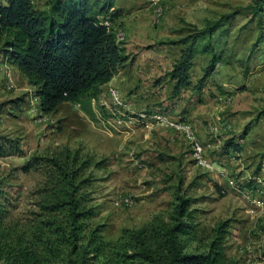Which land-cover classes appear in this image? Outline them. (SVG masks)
Returning <instances> with one entry per match:
<instances>
[{
    "label": "rangeland",
    "instance_id": "rangeland-1",
    "mask_svg": "<svg viewBox=\"0 0 264 264\" xmlns=\"http://www.w3.org/2000/svg\"><path fill=\"white\" fill-rule=\"evenodd\" d=\"M34 1L37 9L45 11L53 0ZM118 5L128 6V71H132L136 86L140 85L138 104L190 124L202 142L210 145L208 158L224 166L228 175L244 186V179L254 177L264 167V1L161 0L164 13L159 21L157 7L149 0H118ZM218 21H223L226 31L215 32L210 50L204 51L207 38L198 39L190 85L176 94V82L170 73L187 48L183 41ZM148 64L155 65L150 75L145 74ZM9 66L2 71V102L17 86L27 88ZM7 67L13 73L12 90L7 88ZM155 81L163 88L155 91L151 86ZM31 94L22 96L29 101L21 109L10 101L4 105L0 102V134L21 139L25 152L23 157L0 158L1 187L13 218L30 215L35 209L36 191L44 182L42 170L24 172L27 161L69 149L91 158L94 164L103 163L101 169L90 170L94 180L90 189L99 208L97 221L105 225V240L115 241L125 229H140L157 217L168 219L179 192L197 201L194 208L199 210V220L207 230L229 222L227 255L232 260L264 264V225L255 224L243 212L245 201L251 202L235 191L236 186L226 176L198 167L182 140L177 138L178 144L183 143L184 154L170 147L163 150L155 145L147 149L128 145L124 142L127 133L114 128L115 122L106 113L99 110L103 115L100 119L107 121L104 128L99 117L92 121L73 103L62 104L56 114L37 122ZM224 95L233 98L230 105H220L218 98ZM153 99L158 101L156 105ZM128 101L138 111L135 103ZM218 117L231 129L215 137L211 128L218 124ZM140 131L147 129L137 125L131 133ZM231 139L243 146L241 156L224 154L223 147ZM128 197L134 201L132 207L117 206ZM249 213L255 214L251 209Z\"/></svg>",
    "mask_w": 264,
    "mask_h": 264
},
{
    "label": "trees",
    "instance_id": "trees-1",
    "mask_svg": "<svg viewBox=\"0 0 264 264\" xmlns=\"http://www.w3.org/2000/svg\"><path fill=\"white\" fill-rule=\"evenodd\" d=\"M113 8L114 0H53L40 11L32 0H0V57L26 77L42 114L73 103L91 115L92 99L129 61L104 25L108 17L119 18ZM223 21L183 41L187 48L170 73L176 94L190 85L196 42L207 38L204 51L212 49L215 32L226 31ZM25 102L11 104L21 109ZM242 151L234 140L223 147L226 155ZM24 154L21 139L0 134V158ZM102 165L69 149L28 160L24 172L40 169L44 182L35 209L22 219L12 217L0 182V264H239L227 255L229 222L207 230L194 208L197 201L179 192L168 219L157 217L105 240L90 189V170Z\"/></svg>",
    "mask_w": 264,
    "mask_h": 264
},
{
    "label": "built area",
    "instance_id": "built-area-1",
    "mask_svg": "<svg viewBox=\"0 0 264 264\" xmlns=\"http://www.w3.org/2000/svg\"><path fill=\"white\" fill-rule=\"evenodd\" d=\"M33 4L35 1L32 0ZM149 2L156 6L155 12L157 13V21H159L160 17L163 15L164 10L161 8V0H149ZM104 25L112 31L115 35V39L117 44L123 45L126 41V33L125 31L116 26V24L111 21L108 17L104 21ZM9 66V65H8ZM10 67V66H9ZM7 67L5 70V75L7 78V88L8 90H12L15 88L14 81H13V73L10 70L11 68ZM32 97V112L35 113V117L38 119L37 122H42L46 115L42 114L39 109V100L36 98L33 93L31 94ZM103 96L110 97L111 101L113 102V107L110 108V113L112 118L115 120L114 128H117L122 131V133H131L134 132L135 127L140 125L147 129V131L152 132L157 129H170L177 133H180L183 136L188 148L191 151L192 159L195 161V164L204 169L208 173H218L221 176H226L228 173L225 168H222L217 163L211 161L208 158V147L204 142L198 137L196 131L193 127L184 121L174 120L170 118L166 114H161L158 112H151L149 110H140L136 111L133 105L128 101V97H124L121 90L114 86H109L106 91L103 93ZM220 105L227 106L233 102V98L229 95H224L218 98ZM80 107V105H78ZM81 108V107H80ZM102 116L99 117V121H103V127H106L105 120L100 119ZM218 124L211 128V133L215 137H218L222 134V132H226L231 129V125L224 121L222 118L218 117ZM231 185H235L234 181H231ZM237 187V186H236ZM243 196L250 201L255 207L264 210V201L260 198L255 197L254 193L250 189H244L242 192ZM125 206V207H132L134 205V201L131 198H124L122 199L121 203L117 204V206Z\"/></svg>",
    "mask_w": 264,
    "mask_h": 264
},
{
    "label": "crops",
    "instance_id": "crops-1",
    "mask_svg": "<svg viewBox=\"0 0 264 264\" xmlns=\"http://www.w3.org/2000/svg\"><path fill=\"white\" fill-rule=\"evenodd\" d=\"M112 10H116V11L121 12L119 18L117 20H115L114 23L117 26H119L125 30L126 42L124 43V46H122V47L124 49V55L128 57V6H119L118 0H114V8ZM118 20L120 22H118ZM128 62L129 61L126 62V64L123 66V68H121L117 72V74L112 78V80L108 84H106L100 88L99 95L96 98L92 99V102H91L92 114L89 115L83 111L86 115H88L91 118L92 121L93 120L96 121L98 119V117L103 116L102 113H104V114L106 113L105 115L111 117V120L113 122H115L114 118H112V115L110 113V108H111L110 106L112 104L111 99L108 96H105V97L103 96V92L106 91V89L109 86H114L116 88H119L121 90V92L124 95H126L127 97L129 94L130 97H128V98L131 99L135 103V105H136L135 107L138 111L146 109L144 106H141L136 101L137 98L140 96V94L138 92V87L140 85L136 86L137 85L136 81H135L136 79H134L132 71L131 70L128 71ZM6 66H8L6 60L3 59V56L0 57V89L3 85V72L2 71H4ZM134 66H136V64H134L133 67ZM154 66H155L154 64H148L146 67V70H145V74L150 75ZM12 68H13L16 76H17V80L18 81L21 80L22 83L27 85V88L19 89L17 86L15 88L14 93L10 94L12 91L11 92H5V94H7V95L10 94V97L7 99V101H4V102H2V98H0V102L2 104L3 103L6 104V102H9V101H10L9 104H11V102L17 101L19 99H24L22 96H25V94H31L34 91V88L29 85L26 77H24L16 68H14V67H12ZM151 86L153 87V89L155 91L156 90L158 91L161 88H163V85L158 83V81H155ZM21 92H24V93H21ZM0 97H1V94H0ZM2 97H5V95ZM12 99H13V101H11ZM24 100L28 102L29 97L25 98ZM153 100L154 101H152V104L156 105L158 101H155L156 99H153ZM99 110L102 113L99 112ZM165 110H167V109H165ZM94 128H97V127H94ZM147 132H145V131L141 132L140 131L139 133H136V134L128 133L124 136V142L126 143V141H128V145L129 144L132 145L134 143L136 145H140L141 148H146V149L150 148L154 145L156 146V148H162L163 150L166 149L167 147H170L171 149H174L175 152H178V154H180V152L182 154L186 153V150L183 151L184 150L183 145L186 144L185 141L183 140V138L179 134H177L173 130L162 128V129H158L154 132H148V133ZM141 137H142V139H141ZM138 138H140V140H138ZM177 138L182 140V142H184V144L183 143L178 144ZM231 140H234V139H231ZM240 146L243 149V146L242 145H240ZM180 147H181V149H180ZM243 151H244V149H243ZM243 151L237 155L241 156ZM131 153H133V151ZM228 156H230V155H228ZM240 161H241V159H240ZM221 167L225 168L224 166H221ZM260 174H263V176H260ZM226 178H228L229 183H231V181H234L236 183L237 187H235V191L237 193L242 192V190H244V189H250V190H252V192L254 193V195L256 197H258L262 201H264V167L259 168L256 171L254 177L250 176V177L244 179V182H245L244 186L240 185L238 182H236L234 179H232V177L228 174L226 175ZM250 209L253 210L255 212V214H250L249 213ZM243 210H244L243 211L244 215L246 216L247 219L254 220L255 224L260 223L261 225H264V211L263 210L253 206L249 202L247 203L246 201H245V208Z\"/></svg>",
    "mask_w": 264,
    "mask_h": 264
}]
</instances>
